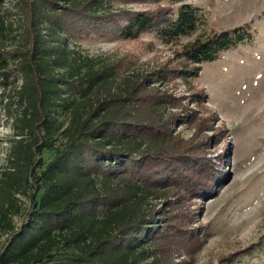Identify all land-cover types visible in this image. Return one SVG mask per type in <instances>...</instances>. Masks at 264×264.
Wrapping results in <instances>:
<instances>
[{"label": "trees", "instance_id": "obj_1", "mask_svg": "<svg viewBox=\"0 0 264 264\" xmlns=\"http://www.w3.org/2000/svg\"><path fill=\"white\" fill-rule=\"evenodd\" d=\"M116 1L0 0V108L11 128L0 162V264H175L171 239L191 235L184 200L210 195L222 174L197 142L171 133L167 108L178 99L154 84L181 80L203 104L193 81L204 64L254 39L255 28L198 35L175 64L140 73L83 54L78 42L150 33L177 45L205 15L188 0ZM246 254L256 258L245 250L228 261Z\"/></svg>", "mask_w": 264, "mask_h": 264}, {"label": "rangeland", "instance_id": "obj_2", "mask_svg": "<svg viewBox=\"0 0 264 264\" xmlns=\"http://www.w3.org/2000/svg\"><path fill=\"white\" fill-rule=\"evenodd\" d=\"M12 1L7 0V5ZM188 2L202 8L204 22L177 45H166L147 33L133 40L92 36L78 42V47L83 54L114 62L123 59L131 63L130 71L149 73L163 64H175L180 45L198 35L244 24L255 28L254 39L204 64L193 81L194 89L207 95L203 104L192 103V91L181 80L154 85L178 99L177 105L167 108L175 118L171 133L197 142L222 173L210 195L196 194L184 200L186 233L191 235L186 244L182 237V241L171 239L177 242L173 244L175 264H264V0ZM122 5L121 0L114 3L115 7ZM10 131L0 108V162L5 159ZM169 204L163 200L158 209ZM173 208L178 211V205ZM22 219L17 217V223ZM245 250L256 258L246 254L238 261H228Z\"/></svg>", "mask_w": 264, "mask_h": 264}]
</instances>
